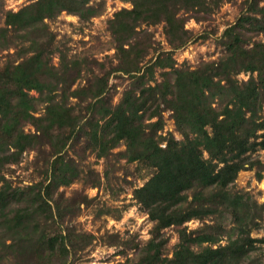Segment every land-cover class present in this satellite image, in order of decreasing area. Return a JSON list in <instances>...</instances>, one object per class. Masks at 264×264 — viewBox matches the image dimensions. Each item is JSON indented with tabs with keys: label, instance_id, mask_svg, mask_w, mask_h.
Listing matches in <instances>:
<instances>
[{
	"label": "trees",
	"instance_id": "16d2710c",
	"mask_svg": "<svg viewBox=\"0 0 264 264\" xmlns=\"http://www.w3.org/2000/svg\"><path fill=\"white\" fill-rule=\"evenodd\" d=\"M124 1L132 7L109 20L117 64L102 75L92 71L72 103L88 60L60 49L47 21L63 12L89 21L104 3L33 0L15 11L0 0V50L21 46L16 59L0 66V264H68L96 239L67 224L88 195L61 190L82 176L66 154L81 136L97 157L125 145L118 155L151 171L133 191L153 222L151 236L135 243L137 256L123 264H264V237L252 235L261 228L264 203L235 187L242 170L261 165L252 154L264 149V0H242L241 15L222 34L225 53L194 68L174 57L199 38L186 22L206 19L231 0ZM144 24H163L169 49L147 59L154 42ZM112 71L132 79L116 105L105 95ZM241 73L248 79L240 80ZM166 109L180 139L164 131ZM44 145L50 150L41 177L14 185L7 169ZM194 219L212 222L185 225ZM172 226L179 240L169 255L164 230Z\"/></svg>",
	"mask_w": 264,
	"mask_h": 264
},
{
	"label": "rangeland",
	"instance_id": "374dc122",
	"mask_svg": "<svg viewBox=\"0 0 264 264\" xmlns=\"http://www.w3.org/2000/svg\"><path fill=\"white\" fill-rule=\"evenodd\" d=\"M33 0H6V9L18 10ZM104 3L103 13L93 17L89 21H83L77 15L63 12L56 19L48 20L50 29L55 34V44L63 50H68L70 56L86 57L88 65L84 78L78 80L71 89L72 103L78 99V88L86 83L92 71L102 75L106 70H111L117 64L115 58V42L109 29V20L114 13L123 7L131 8L130 2L124 0H94ZM241 1H225L223 5L206 19H189L186 28L199 36L197 40L190 42L186 47L174 52L178 65L197 67L203 62L218 60L225 53L222 34L231 24H234L241 15ZM4 26V18H0V27ZM153 33V48L151 54L157 51L169 49L166 41L163 24L142 25ZM206 35L205 38H200ZM263 37L260 35L257 38ZM18 41V40H17ZM16 45V44H15ZM17 47L8 50H0V66L8 60L18 57ZM59 61L58 53L55 54L54 63ZM104 66V67H103ZM104 69H103V68ZM92 68L91 70H89ZM246 73L239 74L240 80L248 79ZM132 79L120 72L112 71L105 82V93L112 105H116L124 90L129 87ZM33 94H36L33 92ZM37 95V94H36ZM39 112L44 111V105L40 103ZM171 111L163 112L165 120V132H173L178 139L181 135L176 131L175 122ZM39 114V113H37ZM26 131L34 130L31 125L25 127ZM165 144V142H163ZM121 145L112 150L108 157H97L87 147L85 136L75 144H70L67 156L75 159L82 169V176L70 186L62 187L61 190L67 197L80 193L87 194L90 202L81 205L80 214L67 222L75 226L78 231L90 232L96 239L84 250L72 256L68 264H123L127 257H136L137 250L132 248L137 242H145L150 238L153 222L147 212L133 198L135 187L142 185L150 177V170L145 165L137 162H127L118 155V151L124 150ZM50 148L43 146L42 151H26L19 164H14L7 169L6 176L12 179L14 185H26L38 180L42 175V169L48 158ZM253 158L261 161L253 168L242 170L236 180V189L250 193L259 204L264 203V149L254 152ZM207 156V155H206ZM261 172L263 177L258 178ZM97 180L99 184L93 186ZM211 223V219L204 221L194 219L187 222L190 229ZM261 228L253 231V236L264 237V219ZM166 239V253L172 255L174 246L178 242L177 227H169L164 230ZM118 236V238H117ZM115 241V243H114Z\"/></svg>",
	"mask_w": 264,
	"mask_h": 264
},
{
	"label": "built area",
	"instance_id": "2783aa9c",
	"mask_svg": "<svg viewBox=\"0 0 264 264\" xmlns=\"http://www.w3.org/2000/svg\"><path fill=\"white\" fill-rule=\"evenodd\" d=\"M162 146H165V144H162Z\"/></svg>",
	"mask_w": 264,
	"mask_h": 264
}]
</instances>
